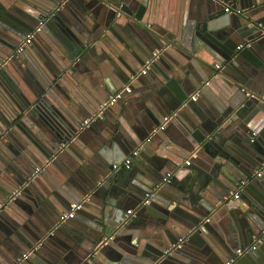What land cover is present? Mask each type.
I'll use <instances>...</instances> for the list:
<instances>
[{
    "label": "water",
    "instance_id": "obj_1",
    "mask_svg": "<svg viewBox=\"0 0 264 264\" xmlns=\"http://www.w3.org/2000/svg\"><path fill=\"white\" fill-rule=\"evenodd\" d=\"M132 1L0 0V136L6 132L15 143L0 155V253L13 256L10 262L0 256V264H79L109 251L116 252L113 264H225L238 249L244 252L234 264H264V197L245 195V187L230 196L240 179L264 165V100L251 95H264V0H190L188 6L184 0L176 25L152 23L147 3ZM105 40L112 48L90 59L93 43ZM148 60L149 72L160 76L142 88L143 97L164 106L156 96L171 88L170 110L157 106V119L134 126L124 112L109 114L128 94L84 124L108 95L95 86L101 79L91 84L83 73L106 76L113 66L127 82ZM202 81L209 82L199 99L215 94L214 85L229 88L215 94L206 115L188 99ZM188 117L195 133L177 142L202 157L205 179L192 178L186 187L175 173L162 184L183 159L154 151L152 143L164 133L173 138L169 125ZM140 145L149 158L134 159L137 172L113 168ZM147 192L158 210L141 205ZM86 196L73 217L60 220L73 200ZM129 208L138 218L122 217Z\"/></svg>",
    "mask_w": 264,
    "mask_h": 264
},
{
    "label": "crops",
    "instance_id": "obj_2",
    "mask_svg": "<svg viewBox=\"0 0 264 264\" xmlns=\"http://www.w3.org/2000/svg\"><path fill=\"white\" fill-rule=\"evenodd\" d=\"M139 1V3H147V5L149 6V8L151 9L150 11L154 13V17L151 16V22L158 24L157 20L159 19L162 24L163 23H171L172 25H176V23L178 24V21L181 20V14H183L181 12V10L184 8V0H137ZM133 4L132 6L136 7L137 2L136 0L132 1ZM190 3V0H186V6H188ZM183 17V16H182ZM56 28V27H55ZM56 30V29H55ZM55 30L53 32H50L51 34H54ZM76 30L80 32V29L78 26H76ZM57 31V30H56ZM85 34V33H83ZM87 36V34H85ZM37 42V41H36ZM33 49L35 50V52L39 53L36 43L32 42L31 43ZM110 46V48H112V45H110L109 41L105 40V43H101L100 41L94 42L92 45V55L91 57H89L90 59H93V56L97 57L102 55L106 50H108L107 48ZM81 55V54H80ZM85 54H82V56H79L77 59L79 58H83ZM87 57V56H86ZM88 60V59H87ZM84 62L81 66H87V61ZM144 66V65H143ZM111 67V70H110ZM108 71H106V76H101L100 72H95L94 70L92 72L89 73L88 72H84L83 78H87V80L92 84H96L97 82H99V80L101 79V81L99 82L98 85L95 86H100V88H103V92L107 93V97H109L111 94H113L115 91H117L119 88H121L125 83L128 82H124L123 80L119 79L117 70L113 67V66H108L107 67ZM82 72H79V75ZM100 73V74H99ZM160 73L159 72H148L146 73V76H144V80L140 82V84L134 83L133 84V90L132 93H130V95H128V99L127 101L122 104V105H118L116 109L111 108L109 114L110 115H120L122 114V112L125 113V116H127V118H129V120L131 121L132 125H136L138 126L140 124L139 120L142 119H147L149 122H151V118L153 117L154 119H157L158 116L161 115V113L159 112V110L157 109V106H159V102L157 103V105L155 104V102L153 100H150L152 98H149V100H145L143 95H145L146 91L142 90V88L146 87L147 84H151L153 81L157 82L158 80V76ZM194 78V77H193ZM207 80H211V77L209 76ZM205 81L199 82L194 86H191V90H189L188 93V99L197 93V91L200 89L201 85L204 83ZM218 84V83H217ZM192 85L189 83V86ZM221 86V88L219 87ZM196 87V88H195ZM203 88V87H202ZM201 88V89H202ZM109 89V90H108ZM228 90L229 88L227 86H222L221 84L219 85H214L212 91L216 94V96H218V94L220 95L221 90ZM107 90V92H106ZM203 90H205L203 88ZM208 93V91H205ZM230 93V91H228ZM175 92L172 91L171 88L167 89L166 91L162 92L159 95H155L156 98H158L159 100H161V102L164 104V106H159L160 109L161 108H166V110H170V108L167 106L168 102L173 101V97ZM213 93H209L205 99L203 100L202 98V103L203 105L199 104V102L201 101V99L198 98L196 100H192L191 98L189 99L192 103H194L197 107L199 106V111L206 115L208 113V110H211L212 107V101L216 100V96ZM219 97V96H218ZM194 105V106H195ZM137 109V113L134 114L132 113V110ZM158 114V116H157ZM189 116V115H188ZM189 118L192 119L191 117H188L187 119L182 118L181 120H177V121H173L169 127H168V131L167 132H171L172 137L171 138L169 136V134H162V137L158 138L156 140L155 143L153 144L154 151L155 150H161V151H166L168 153H170V155L174 156V158H178V159H183L181 162H179L178 164H175V167L173 170H168L169 171H175L176 175L178 176L177 179L178 181H182V184L186 185V187H188V183L191 182L190 180L192 178H197L198 182H201L205 179V164H203V159L202 157L199 158L198 156L195 157L194 155H190L186 150L185 147L177 142V141H181L180 140V135L183 136H189L192 137L193 134L195 133V128L193 129V127L191 126ZM3 120V117H2ZM9 127V126H8ZM9 129V128H8ZM6 132H4L1 136H0V155L3 154L4 152L10 151L12 150V148H15V143L13 142L12 138H8L6 135ZM158 148V149H156ZM187 155V156H185ZM141 160H144L143 162H146L149 158V156L146 154L142 155L141 152L139 153V155ZM193 157V158H192ZM137 158V157H135ZM145 158V159H144ZM205 159V157H203ZM190 159L191 160V164L190 165H185L184 162ZM139 159H137L138 161ZM122 161V160H121ZM139 162V161H138ZM118 163V162H113ZM218 164H220L219 162H216ZM140 165H138V168ZM214 166V164H213ZM137 165L135 164V162L133 163L131 169L126 170L127 172L130 171H134L137 172L138 171ZM228 169V168H227ZM142 170V169H141ZM211 171V170H210ZM255 171V170H254ZM165 172V174L167 173ZM253 173V172H252ZM164 174V175H165ZM200 176H199V175ZM7 175H11L9 172H7ZM247 183L245 185L246 188V192L245 195L247 196H256L258 198L261 199V197H264V176L262 174V177H256L257 179H255V176L248 175ZM241 180H245V178L240 179ZM244 189V188H243ZM189 189L187 188L186 192H188ZM191 191V190H190ZM245 191V189L243 190ZM241 197H239L238 199H240ZM151 199V198H150ZM74 202V200H73ZM151 202H149V204L147 203V205L149 206V210H151V208L154 209V211L158 210V208H156L155 206L153 207L151 204ZM159 204V203H158ZM68 204H65V208H67ZM129 209H135V208H129ZM127 209V210H129ZM152 209V210H153ZM127 210L125 211V213L123 214L122 217H125V214L127 212ZM62 212V210H61ZM210 215V214H209ZM137 216H135L134 218L136 219ZM149 217V215H148ZM210 217V216H209ZM132 218V219H134ZM138 218V217H137ZM131 219V220H132ZM130 220V219H129ZM211 223V221H210ZM135 232V231H134ZM0 256L2 257V259L6 260L7 262H10L13 259V256H11L9 253L7 252H3L1 251ZM116 256V252L114 251H109L106 254H100L97 253L94 257H91L90 259H82L79 264H113L115 262V257ZM88 261V262H86ZM44 262V261H43ZM45 263V262H44ZM244 264H248L247 262H245Z\"/></svg>",
    "mask_w": 264,
    "mask_h": 264
},
{
    "label": "built area",
    "instance_id": "obj_3",
    "mask_svg": "<svg viewBox=\"0 0 264 264\" xmlns=\"http://www.w3.org/2000/svg\"><path fill=\"white\" fill-rule=\"evenodd\" d=\"M218 1V0H216ZM225 11L227 12H232L234 11L230 5H226L225 6ZM235 12L239 13V12H242L241 9H236ZM150 24V23H148ZM44 25V21H41L39 22V24L27 35L26 39L22 42V44L20 45V47L18 48V50H20L25 43H28V42H31L32 38L34 37V35L39 32L42 28V26ZM246 45L248 43H245ZM245 44H240L237 46V48H242ZM156 57L158 55V52H155L154 54ZM150 65H151V61L148 60L146 61L145 65L139 70V72H137L136 74H133L130 79L128 80L127 83H125L121 88H119L117 91H115L113 94H111L109 97H107L104 102L102 103L101 105V109L100 111H98L97 113H95L94 115H92L91 117L85 119L84 121V124H89L91 122V120H94L96 118H98L100 115H101V112L104 108H106L107 106L109 105H112V104H115L117 102H119L120 100H123L128 94L132 93V90H133V83L134 81L137 79V77L139 75H142V74H146L148 72V70L150 69ZM209 81H206L204 82L200 89L202 87H204ZM199 89V90H200ZM198 90V91H199ZM198 91L196 94L192 95L191 96V99L192 100H196L197 99V96H198ZM248 95H250L249 93H247ZM252 96L254 97H257V98H260L261 100H264V95H257L255 93H252L251 94ZM187 101L184 102V104H186ZM176 114V111L172 112L171 114H168V115H165L164 118H163V121L159 124V126L155 127L152 131L151 134H154L158 129H163L165 128L166 126V123L169 122L172 117ZM147 141H150V137H148L146 140ZM141 147L142 145H140L138 148H135L134 150H132L129 155H127L122 161L118 162V163H115L113 165V168L115 170H119V169H125V170H129L131 169L133 163H134V159L135 157H137L140 153V150H141ZM185 165H190L191 164V160L190 159H187L185 162H184ZM41 170V168L37 167L35 172H39ZM264 173V165L260 168V169H256L253 173H252V176H261L262 174ZM175 174V171H169L165 174L164 178H163V181H162V184H165V183H169L173 176ZM247 183V180H241L237 189L235 191H231L230 192V196H232L233 198H237L239 196V193L240 191H242V189L245 187ZM20 192V188H16L13 192V195H17L18 193ZM152 193L151 192H147L146 193V196H145V199L143 200V202L141 203V205H145L147 203L150 202V198L152 197ZM88 199V196L82 198L79 202H72L70 204V210L68 212H65L61 215L60 217V220H67L71 217H73L75 215V212L76 210L80 209L82 207V204L84 201H86ZM136 213H137V209H129L127 210L126 214H125V220L128 221L129 219L131 220L132 218H134L136 216ZM206 221H210V217H208L206 219ZM185 240V237L182 236L178 239V242L176 244H174V248H179L182 246L183 242ZM243 250L242 249H238L236 251V255L235 257H232L230 258L228 261H226L225 264H234L236 259L241 256L243 254ZM33 253V250H29L27 251L23 257H27L28 255L32 254ZM88 262V261H86Z\"/></svg>",
    "mask_w": 264,
    "mask_h": 264
}]
</instances>
